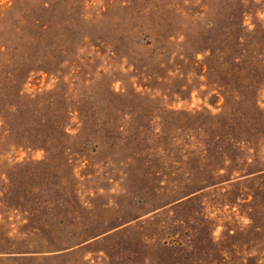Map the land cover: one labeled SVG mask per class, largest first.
<instances>
[{"label": "rangeland", "instance_id": "rangeland-1", "mask_svg": "<svg viewBox=\"0 0 264 264\" xmlns=\"http://www.w3.org/2000/svg\"><path fill=\"white\" fill-rule=\"evenodd\" d=\"M0 264H264V0H0Z\"/></svg>", "mask_w": 264, "mask_h": 264}]
</instances>
